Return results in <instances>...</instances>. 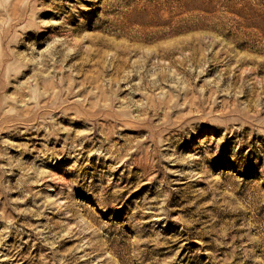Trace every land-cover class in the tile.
<instances>
[{
	"label": "rangeland",
	"instance_id": "374dc122",
	"mask_svg": "<svg viewBox=\"0 0 264 264\" xmlns=\"http://www.w3.org/2000/svg\"><path fill=\"white\" fill-rule=\"evenodd\" d=\"M0 264H264V0H0Z\"/></svg>",
	"mask_w": 264,
	"mask_h": 264
}]
</instances>
